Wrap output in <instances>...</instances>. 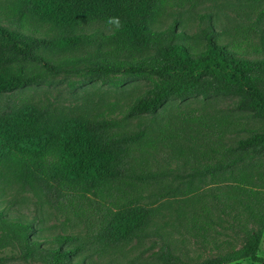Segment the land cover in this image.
<instances>
[{"label": "trees", "instance_id": "obj_1", "mask_svg": "<svg viewBox=\"0 0 264 264\" xmlns=\"http://www.w3.org/2000/svg\"><path fill=\"white\" fill-rule=\"evenodd\" d=\"M200 1L0 0V205L11 203L7 192L12 201L45 197L87 229L55 234L44 264H94L104 253L114 264L135 240L152 239L163 241L166 264H264V45L254 47L255 59L212 33L196 54L180 45L176 23L164 22ZM71 76L93 86L75 108L47 109L22 95ZM107 88L130 99L85 108ZM210 97L229 99L239 114L181 124L183 137L193 131L208 146L192 143L189 168H148L125 146L128 120ZM113 151L124 155L114 159ZM6 211L4 238L13 231ZM34 223L14 224L26 252ZM194 246L215 255L183 252Z\"/></svg>", "mask_w": 264, "mask_h": 264}, {"label": "rangeland", "instance_id": "obj_2", "mask_svg": "<svg viewBox=\"0 0 264 264\" xmlns=\"http://www.w3.org/2000/svg\"><path fill=\"white\" fill-rule=\"evenodd\" d=\"M5 9L0 7V13ZM264 0H202L199 3L187 5L184 8L173 11L164 22V28L169 25H177L176 41L191 52L196 54L202 50L206 44L205 36L212 33L213 38L230 48L236 47L246 53L241 56L255 59L260 55L254 51V47L261 48L264 45ZM2 14V13H1ZM5 15H9L5 13ZM18 18V17H17ZM4 20V17H2ZM9 16L8 22H11ZM11 24V23H10ZM17 23H14L15 25ZM74 85L76 89L69 88L68 84ZM83 80L77 77L61 78L58 84L43 86L33 90H27L22 95L32 98V102L46 106L47 109L55 108L58 104H65L75 108L84 103L85 94L93 86L82 87ZM85 93L83 94V89ZM146 85L142 87V91ZM72 91H71V90ZM78 93V94H75ZM94 97L91 101L87 100L85 108L91 109L107 104L123 105L130 97L126 92L112 88L104 89L100 92H93ZM91 95V96H93ZM98 97L100 101H98ZM39 105V106H40ZM239 114L231 106L229 99L192 100L182 104L174 102L155 115L143 118L128 120L122 131L128 133L125 146L135 147L138 156L132 153L133 157H141L148 168H165L176 171L177 169L189 168L193 164V155H190V148L193 144L197 148L204 144V138L198 137L195 132L190 131L183 137L180 129L181 124L186 128L192 126L193 120L203 115L209 117H223L228 113ZM246 116V115H244ZM187 121L190 123L187 125ZM141 134V138L133 140L135 135ZM192 134V135H191ZM194 137L195 140L191 138ZM230 138L232 136H229ZM202 145L203 149L208 146ZM122 152H112L111 157L116 159L123 156ZM128 160H130L128 158ZM138 161V160H137ZM140 162V161H139ZM13 192H7L4 199H11L7 206L9 219L13 227L7 237L4 236V229L0 225V264H44L42 257L43 250L51 248L53 245L52 237L55 234H74L85 235L83 226L74 227L66 217L58 213L57 210L49 205L47 198H36L27 195L29 198L23 202L12 201ZM3 198H0L2 201ZM35 222L33 227L30 252H26L27 247L22 238V233L18 232V227L14 224ZM10 230V229H9ZM14 230L16 233H14ZM22 235V236H21ZM134 241L128 247L124 255H118L114 264H166L161 257L164 243L160 239L146 240L137 244ZM183 252L190 257L196 258L201 255L203 258L214 256L215 254L208 249L187 247ZM181 254V252H179ZM261 256L264 258V236L261 244ZM94 264H110V255L104 253L94 257ZM238 264H255L249 260Z\"/></svg>", "mask_w": 264, "mask_h": 264}, {"label": "clouds", "instance_id": "obj_3", "mask_svg": "<svg viewBox=\"0 0 264 264\" xmlns=\"http://www.w3.org/2000/svg\"><path fill=\"white\" fill-rule=\"evenodd\" d=\"M109 22L110 23H113V24H116L117 26H119V20L118 19L113 18Z\"/></svg>", "mask_w": 264, "mask_h": 264}]
</instances>
